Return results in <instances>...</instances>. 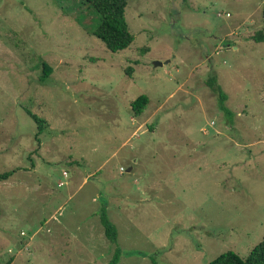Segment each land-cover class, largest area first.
<instances>
[{"label": "rangeland", "instance_id": "374dc122", "mask_svg": "<svg viewBox=\"0 0 264 264\" xmlns=\"http://www.w3.org/2000/svg\"><path fill=\"white\" fill-rule=\"evenodd\" d=\"M125 19L111 53L82 0H0V264H210L264 238V0H129Z\"/></svg>", "mask_w": 264, "mask_h": 264}, {"label": "trees", "instance_id": "16d2710c", "mask_svg": "<svg viewBox=\"0 0 264 264\" xmlns=\"http://www.w3.org/2000/svg\"><path fill=\"white\" fill-rule=\"evenodd\" d=\"M86 5L92 8L99 16V25L92 35L100 40L105 48L111 53H118L126 50L134 41V37L129 31L126 19L125 8L129 0H82ZM255 43L264 44V30L256 32L251 39ZM146 50V49H145ZM144 50V51H145ZM51 74V69L44 64L43 79H47ZM207 88L216 97L220 110L230 116L228 109L225 107L227 96L223 93L221 87L217 84L215 76H211L206 81ZM149 99L146 96L138 97L132 104L131 109L135 116L142 114L147 106ZM35 122L38 128V134L41 135L47 124L37 116L27 113ZM14 172H7L0 175V182L7 181ZM106 207H102L99 214L100 223L103 227L105 238L112 244L117 242L116 227L110 222ZM121 257V250L117 248L109 264H118ZM152 264H157L151 258ZM210 264H264V238L250 252L247 258L243 259L232 251L226 252Z\"/></svg>", "mask_w": 264, "mask_h": 264}, {"label": "water", "instance_id": "95a60500", "mask_svg": "<svg viewBox=\"0 0 264 264\" xmlns=\"http://www.w3.org/2000/svg\"><path fill=\"white\" fill-rule=\"evenodd\" d=\"M161 66H162V63H158V62L154 63V67H161Z\"/></svg>", "mask_w": 264, "mask_h": 264}]
</instances>
